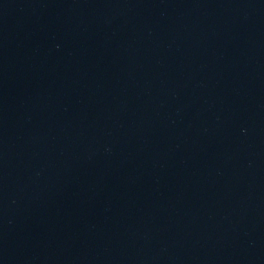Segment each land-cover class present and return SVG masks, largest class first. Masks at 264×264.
Wrapping results in <instances>:
<instances>
[{
	"label": "water",
	"instance_id": "obj_1",
	"mask_svg": "<svg viewBox=\"0 0 264 264\" xmlns=\"http://www.w3.org/2000/svg\"><path fill=\"white\" fill-rule=\"evenodd\" d=\"M0 264H264V0H0Z\"/></svg>",
	"mask_w": 264,
	"mask_h": 264
}]
</instances>
